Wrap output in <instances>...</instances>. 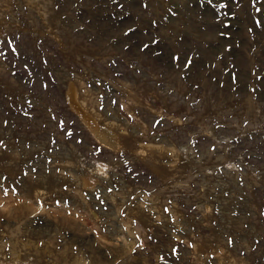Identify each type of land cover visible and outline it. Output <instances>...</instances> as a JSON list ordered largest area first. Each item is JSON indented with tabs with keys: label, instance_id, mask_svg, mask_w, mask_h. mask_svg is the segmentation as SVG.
<instances>
[{
	"label": "rangeland",
	"instance_id": "obj_1",
	"mask_svg": "<svg viewBox=\"0 0 264 264\" xmlns=\"http://www.w3.org/2000/svg\"><path fill=\"white\" fill-rule=\"evenodd\" d=\"M0 264H264V0H0Z\"/></svg>",
	"mask_w": 264,
	"mask_h": 264
},
{
	"label": "bare ground",
	"instance_id": "obj_2",
	"mask_svg": "<svg viewBox=\"0 0 264 264\" xmlns=\"http://www.w3.org/2000/svg\"><path fill=\"white\" fill-rule=\"evenodd\" d=\"M74 89L75 88H73V89H70V90H72V91H68V92H70V94L68 93V98L70 97V99H72L73 100V98L75 99V97L73 96V91H74ZM75 101V100H74ZM81 107V106H80ZM99 136H102L103 138H105V136L104 135H99ZM101 137V138H102ZM106 139V138H105Z\"/></svg>",
	"mask_w": 264,
	"mask_h": 264
}]
</instances>
